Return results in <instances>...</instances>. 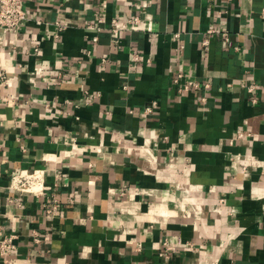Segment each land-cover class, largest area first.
<instances>
[{
    "label": "crops",
    "instance_id": "0c3cea01",
    "mask_svg": "<svg viewBox=\"0 0 264 264\" xmlns=\"http://www.w3.org/2000/svg\"><path fill=\"white\" fill-rule=\"evenodd\" d=\"M127 1L24 0L20 40L5 35L0 223L17 248L0 264H264V0ZM135 14L152 31L107 27ZM178 72L200 89L180 94ZM20 171L43 190H16Z\"/></svg>",
    "mask_w": 264,
    "mask_h": 264
},
{
    "label": "built area",
    "instance_id": "2783aa9c",
    "mask_svg": "<svg viewBox=\"0 0 264 264\" xmlns=\"http://www.w3.org/2000/svg\"><path fill=\"white\" fill-rule=\"evenodd\" d=\"M126 4H131V1L128 0ZM29 13L25 8L24 0H0V53L8 44V40L5 37L6 34H10L14 39L20 40V32L26 27L27 22L30 20ZM148 20V21H147ZM102 19L99 18V24H90L87 27L96 31L92 36V42L97 43L99 41V33L106 26L100 25ZM148 22L149 26L147 27L148 31H152V21L150 18H142L141 16L135 14L131 15L126 19L114 18L111 23L107 26L112 33H119L124 30L140 29V26ZM216 30L212 29L210 33H214ZM226 38H228V33H224ZM179 36V33L176 34ZM208 41H205V46L207 47ZM16 47V46H14ZM184 45L181 44L179 48H183ZM36 52H40V45L37 44L34 48ZM90 53V52H89ZM141 59L139 53H134L132 55V61L136 62ZM107 59L104 58L103 62H106ZM42 67L36 68L32 73L40 74ZM0 79L1 81L8 80L6 78V71L3 67L0 66ZM172 83L176 86L177 91L182 94L190 91L191 89L197 90L200 89L201 83L196 79L189 77L184 72H178L172 76ZM242 87H247L251 93H255L257 85L255 82L246 83L242 82ZM206 87H209V83L205 84ZM124 88L127 89L128 85L125 84ZM88 95L90 93L86 91ZM91 98V95L88 96ZM205 100V98H203ZM256 102V98L253 99ZM153 111L152 106H148L144 109L145 113ZM13 187L24 193H38L44 188V178L41 175L36 173H28L27 171H20L12 176ZM17 246L12 236H7L4 232V226L0 223V256L2 258L12 255L16 250Z\"/></svg>",
    "mask_w": 264,
    "mask_h": 264
}]
</instances>
